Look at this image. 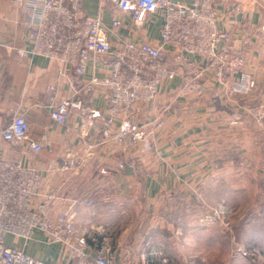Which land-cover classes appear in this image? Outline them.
<instances>
[{
    "label": "crops",
    "instance_id": "crops-1",
    "mask_svg": "<svg viewBox=\"0 0 264 264\" xmlns=\"http://www.w3.org/2000/svg\"><path fill=\"white\" fill-rule=\"evenodd\" d=\"M82 2L84 16L100 15L107 24L113 16L122 19L110 36L114 46L123 40L162 44V12L150 14L137 27L111 0ZM212 2L220 27L230 33V46L244 58L256 88L248 95L230 94L236 72L226 74L227 83L211 70L193 78L191 68L163 47L165 60L178 71L161 83L155 101L141 105L142 120L158 116L166 122L146 148L142 142H117L119 122L105 123L107 89L86 88L93 74L104 75L99 65L89 62L84 74L67 76L55 60L18 55L17 48L27 45L22 11L14 0H0V131L20 112L29 121V135L43 145L34 152L27 141L6 142L0 158L20 159L40 171L41 195L35 203L54 193L52 213L72 198L93 200L92 207L79 210L77 221L90 222L91 252L106 242L116 246L113 264H164L166 258L172 262V226L180 224L186 235L198 228L192 224L199 211L193 206L198 193L209 201L223 200L227 193L257 190L254 185L260 180L264 184V0ZM52 85L57 100L74 92L83 97L84 108L64 124L51 117ZM18 246L51 264H67V247L41 231Z\"/></svg>",
    "mask_w": 264,
    "mask_h": 264
},
{
    "label": "built area",
    "instance_id": "built-area-1",
    "mask_svg": "<svg viewBox=\"0 0 264 264\" xmlns=\"http://www.w3.org/2000/svg\"><path fill=\"white\" fill-rule=\"evenodd\" d=\"M22 11L21 24L27 45L18 47L24 57L39 55L62 65V73L84 74L88 63L99 65L103 76L93 74L86 84L107 89V125L119 122L115 139L119 143L142 142L152 145V137L165 125V119L155 116L142 120L141 105L153 102L159 95L161 83L172 79L177 68L169 65L163 56L167 46L174 59L191 68L193 78H201L211 70L215 78L227 83L226 74L238 73L228 86L230 94L248 95L256 88L255 78L244 69V58L235 53L231 36L219 25V13L212 0H111L112 5L130 14L133 23L142 27L150 14L163 13L161 45L146 41L123 40L112 44L111 35L122 24L113 16L107 24L100 15L84 16L82 0H14ZM171 53V54H172ZM51 117L64 124L73 112L84 108L83 97L73 95L57 100L55 85L48 89ZM98 114L97 111L93 115ZM26 116L14 112L12 120L0 131V147L6 142L20 144L27 141L34 152L43 145L29 135ZM40 171L20 159L0 158V264H51L30 255L17 241L8 243L7 237L22 239L24 245L34 238L36 231L45 233L51 242L63 244L69 250L67 264H113L114 249L110 242L97 250H89L90 222L77 221L82 208L93 206L86 197L69 199L59 211L50 212L54 193L35 203L41 195ZM231 209L217 204L199 216L200 225L222 224L230 227ZM236 253L247 255L244 248Z\"/></svg>",
    "mask_w": 264,
    "mask_h": 264
},
{
    "label": "rangeland",
    "instance_id": "rangeland-1",
    "mask_svg": "<svg viewBox=\"0 0 264 264\" xmlns=\"http://www.w3.org/2000/svg\"><path fill=\"white\" fill-rule=\"evenodd\" d=\"M260 181L254 185L258 186L257 190L248 188L236 195L227 193L223 200L209 201L204 194L198 193L193 206L201 212L193 214L196 217L193 216L192 223L198 228L190 229L186 235L179 223L172 226V262L166 258L164 264H264V184ZM217 204L231 209L230 227L198 224L199 216ZM15 241L24 243L22 239L7 237L8 243ZM111 246L116 249L115 245ZM238 247L244 248L247 255L237 254Z\"/></svg>",
    "mask_w": 264,
    "mask_h": 264
}]
</instances>
